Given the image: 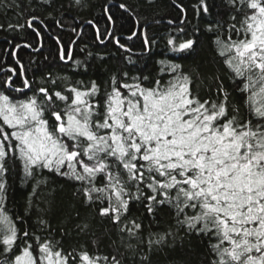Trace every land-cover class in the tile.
I'll return each instance as SVG.
<instances>
[{"label":"snow or ice","instance_id":"snow-or-ice-1","mask_svg":"<svg viewBox=\"0 0 264 264\" xmlns=\"http://www.w3.org/2000/svg\"><path fill=\"white\" fill-rule=\"evenodd\" d=\"M82 6L0 0V264H264V0Z\"/></svg>","mask_w":264,"mask_h":264},{"label":"trees","instance_id":"trees-1","mask_svg":"<svg viewBox=\"0 0 264 264\" xmlns=\"http://www.w3.org/2000/svg\"><path fill=\"white\" fill-rule=\"evenodd\" d=\"M104 2L105 0H82L83 6L75 9L72 15L76 16L81 22L91 19L93 17L100 18L101 19L100 27L103 28L104 24L101 18V8ZM129 2L132 4H137L138 0H129ZM183 3L186 4L189 7V9H191V4L194 3V0H183ZM37 11L39 12L40 10L37 9ZM140 11L144 16H147L149 18H151V16L153 15V9L151 8H141ZM176 14L177 13L175 11H172L171 9L168 10V15L175 16ZM12 15H13L12 12L9 11L8 17L10 18ZM190 15H191V11H190ZM66 23L70 24L71 22L66 21ZM85 27L87 28V26ZM52 31L55 32L56 34L62 35V39L65 44H68L70 39L74 38L73 33L67 30L61 32L60 29L54 27ZM48 35L49 33L45 32L46 39L44 40V48L40 57L41 59L43 55H49V54L53 56L55 55L54 52H51V50L54 48L55 42L52 39H48L47 38ZM91 35H92V30L88 29L85 35V40H87V38L90 37ZM9 38H10V34L5 32H0V65H3L4 67L15 65L13 58L4 51V49L6 48L11 49L12 47V45L6 43V40ZM83 42L84 41H82L81 44L75 46L76 59H83L84 54L80 52V47L82 46ZM34 56H36V54L30 52V50L25 49L20 51V59L22 63H24L25 65H27L30 58ZM15 66L17 68L19 67L18 65Z\"/></svg>","mask_w":264,"mask_h":264}]
</instances>
